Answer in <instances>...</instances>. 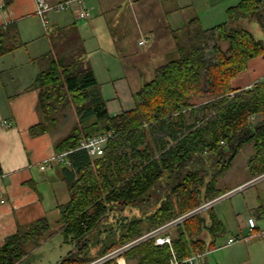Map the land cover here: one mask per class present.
<instances>
[{
    "label": "trees",
    "instance_id": "obj_1",
    "mask_svg": "<svg viewBox=\"0 0 264 264\" xmlns=\"http://www.w3.org/2000/svg\"><path fill=\"white\" fill-rule=\"evenodd\" d=\"M226 13L227 21L210 29H202L197 18L189 21L178 59L156 68L133 95L135 108L116 116L109 115L95 75L81 58L76 29L51 35L47 65L32 83L41 121L31 132H54L66 110L74 113L69 132L53 146L68 162L58 165L69 200L58 207L56 226L64 243L74 245L57 264H89L221 196L217 182L246 146L252 149L250 179L264 175V80L248 90L231 85L250 60L264 59V0H242ZM2 33L0 55L10 51L3 49ZM108 132L112 137L101 156L80 148L81 141ZM161 184L172 199L167 196L139 218L121 216L125 209L143 208V196ZM208 219L201 212L189 215L174 226L170 245L146 239L123 257L127 264H169L173 257L187 264L215 247L222 225L211 210ZM51 231L42 219L11 235L0 246V264H19L27 247L39 246ZM206 234L213 238L208 245Z\"/></svg>",
    "mask_w": 264,
    "mask_h": 264
},
{
    "label": "crops",
    "instance_id": "obj_2",
    "mask_svg": "<svg viewBox=\"0 0 264 264\" xmlns=\"http://www.w3.org/2000/svg\"><path fill=\"white\" fill-rule=\"evenodd\" d=\"M241 1L84 0L87 19L79 20L73 12L64 11L50 12L44 22L34 13L35 0H11L9 5L0 0L1 44L3 49L10 50L0 55V246L30 224L42 219L48 221L55 211L58 219V207L69 200V196L66 202L59 200L64 199V191L68 193L58 173L61 164L54 159L57 154L53 146L59 139L56 131L31 132L41 121L37 91L32 89V83L47 65L44 56L50 50L51 35L59 29H76L81 58L88 62L95 75L109 115L116 116L135 108L133 95L153 79L156 68L178 59V46L187 41L185 26L189 21L197 18L202 29L223 24L227 21V10ZM248 26L252 32L258 28L253 21L248 22ZM262 80L264 59L258 57L248 62L247 69L231 85L237 90H248ZM45 162L51 167L40 170ZM219 181L216 189L223 194L191 214L201 212L209 221L208 211L211 210L221 223L220 235L210 251L227 250L223 254L225 264H264V240L252 238L226 245L232 237L248 234L245 227L248 217L256 220L258 228H264V208L258 198L252 197L241 212L232 208L233 212L228 215H216L215 204L229 198L233 191L223 189ZM261 181L264 179L244 185ZM165 185L152 187L149 194L143 196L147 199L143 208L125 209L121 216L139 218L145 210L154 211L167 196L172 199L170 192L164 193ZM244 185L239 184L234 189L244 188ZM204 240L208 245L213 238L206 234ZM69 245L74 250V245ZM39 246H28V256L19 264L30 257L29 249L32 251ZM210 251L200 254L194 264L198 261L203 264L201 259Z\"/></svg>",
    "mask_w": 264,
    "mask_h": 264
},
{
    "label": "rangeland",
    "instance_id": "obj_3",
    "mask_svg": "<svg viewBox=\"0 0 264 264\" xmlns=\"http://www.w3.org/2000/svg\"><path fill=\"white\" fill-rule=\"evenodd\" d=\"M49 18V16H48ZM253 33L256 38L262 39L261 32L258 28L253 29ZM65 118L61 119L54 131H56L55 136L59 139L64 137L70 130V127L75 122L74 113L70 110L65 111ZM252 154V149L249 146L244 147V149L240 152V154L234 160L230 170L224 175V177L219 181L224 187L223 189L233 190L229 196L219 203L215 204V214H223L228 215V213L233 212L231 209L233 208L235 212H241L246 204L249 203L252 197L258 198L260 201V205L264 208V181L258 182L254 185L247 186L248 182L256 179H250L247 172V161L248 157ZM260 178L258 180H262ZM244 185V188H235L237 185ZM65 190V186L61 185ZM62 189V190H63ZM65 197L59 198L61 202H66L68 200V195H66V191H64ZM59 197H61L59 195ZM57 220V212L55 211L49 217L48 221L52 226V231L50 237L43 242L37 249L32 250L29 249V256L23 263L21 264H56L58 261L63 259L65 255L72 250L71 245H67L63 243V236L59 232L58 228L55 227V222ZM170 232L174 235V227H171ZM167 231V230H166ZM165 233V232H163ZM229 232L226 231V237ZM240 243V242H238ZM237 243V244H238ZM29 248V247H28ZM227 251L225 249H220L218 251L209 252V254L201 259L203 264H225L223 262L224 252ZM100 258V257H99ZM97 258V259H99ZM96 259V260H97ZM94 260V261H96ZM92 261V262H94ZM195 264H200V261Z\"/></svg>",
    "mask_w": 264,
    "mask_h": 264
},
{
    "label": "built area",
    "instance_id": "obj_4",
    "mask_svg": "<svg viewBox=\"0 0 264 264\" xmlns=\"http://www.w3.org/2000/svg\"><path fill=\"white\" fill-rule=\"evenodd\" d=\"M70 11L73 12L74 15L79 20L87 19L88 18V11L84 6V0H62L56 3H51L49 0H35V15L41 18L44 22H46V18L50 12H64ZM233 97V94L230 95ZM112 137V133H103L97 136L90 137L85 141L80 142V148L84 149L88 152L91 157H99L103 154L104 148L109 140ZM54 159L58 163L67 164L68 162L65 160V154L57 155ZM49 162H45L43 165L40 166V170H45L48 167H51ZM264 175L258 177L257 179L263 178ZM193 212L189 213L188 215L181 216L174 221H171L152 232L133 240L117 249L110 251L109 253L105 254L104 256L100 257L94 262L89 264H105L106 262L113 260L114 264H127L123 258V253L131 248L132 246L136 245L140 241L154 238L155 245H164L171 243V233L170 228L174 227L176 224L180 223L184 218L191 215ZM245 227L248 228V234L245 236H234L228 242V245H233L237 242H246L249 239L257 238L259 240H264V228H258L256 220L252 217H248L245 219ZM167 230V231H166ZM165 232V233H163ZM200 257V254H195L191 258L187 259L183 263L187 264H194L195 260ZM169 264H179V262L173 257L170 260Z\"/></svg>",
    "mask_w": 264,
    "mask_h": 264
},
{
    "label": "bare ground",
    "instance_id": "obj_5",
    "mask_svg": "<svg viewBox=\"0 0 264 264\" xmlns=\"http://www.w3.org/2000/svg\"><path fill=\"white\" fill-rule=\"evenodd\" d=\"M218 45V44H217ZM201 122V121H200ZM242 148H243V146H242ZM184 177V176H183Z\"/></svg>",
    "mask_w": 264,
    "mask_h": 264
}]
</instances>
